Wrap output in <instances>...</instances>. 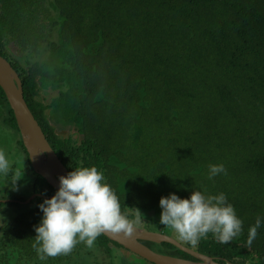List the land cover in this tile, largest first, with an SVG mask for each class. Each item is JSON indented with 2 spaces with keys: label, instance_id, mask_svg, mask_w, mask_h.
<instances>
[{
  "label": "trees",
  "instance_id": "obj_1",
  "mask_svg": "<svg viewBox=\"0 0 264 264\" xmlns=\"http://www.w3.org/2000/svg\"><path fill=\"white\" fill-rule=\"evenodd\" d=\"M0 56L67 173L95 167L129 219L152 221L171 193L223 194L241 232L177 241L221 264H264V0H0ZM0 125L24 157L15 184L34 194L0 199L19 209L0 227V264H153L102 234L41 260L39 205L57 191L30 168L1 88ZM210 165L224 171L209 179Z\"/></svg>",
  "mask_w": 264,
  "mask_h": 264
},
{
  "label": "clouds",
  "instance_id": "obj_2",
  "mask_svg": "<svg viewBox=\"0 0 264 264\" xmlns=\"http://www.w3.org/2000/svg\"><path fill=\"white\" fill-rule=\"evenodd\" d=\"M9 163L12 164L0 150V173L8 174ZM223 171V165H210L209 179ZM24 177L25 173L20 179ZM5 179L14 186H17L16 180H20L14 175ZM103 179L95 167L78 168L59 178L58 191L39 205L43 217L35 227L37 235L33 248L41 260L68 255L78 242H84L91 248L96 238L105 232L123 233L125 237L133 235L136 225L141 222V212L135 209L134 219L123 215L116 194L102 183ZM32 195L23 202L27 203L25 201ZM225 199L223 194L205 197L196 190L188 199L171 193L159 201L162 209L159 223L172 229L179 240L192 246L208 233L214 234L220 243L227 244L241 232L242 222ZM260 226L261 220L257 217L255 226L249 229L247 246H251Z\"/></svg>",
  "mask_w": 264,
  "mask_h": 264
},
{
  "label": "water",
  "instance_id": "obj_3",
  "mask_svg": "<svg viewBox=\"0 0 264 264\" xmlns=\"http://www.w3.org/2000/svg\"><path fill=\"white\" fill-rule=\"evenodd\" d=\"M0 88L13 112L16 127L22 145L27 153L31 169L40 175L52 189L58 191L60 187L59 178L61 176H67L68 173L45 140L40 127L28 110L23 100L21 84L16 72L2 56H0ZM33 196L34 195L30 196V198ZM102 235L108 240L120 245L125 249L126 253L137 255L153 264H221L214 258L187 248L174 238L160 232H153L135 227L131 237H125L123 233L116 235L111 232H105L102 233ZM141 241H150L154 243L167 242L190 255L194 260L158 253Z\"/></svg>",
  "mask_w": 264,
  "mask_h": 264
},
{
  "label": "rangeland",
  "instance_id": "obj_4",
  "mask_svg": "<svg viewBox=\"0 0 264 264\" xmlns=\"http://www.w3.org/2000/svg\"><path fill=\"white\" fill-rule=\"evenodd\" d=\"M20 56V54H18ZM15 137L14 133L9 131V129H5L0 125V150H3L6 158L9 162H13V164L9 163V172L7 175L4 173H0V199L4 201H9L7 198L15 197L17 199L27 198L30 193L28 188L25 186H14L12 183L8 182L5 178L8 175H14L16 178H21L24 176L21 172H23L24 167V157L22 156L20 150L13 149L11 147V140ZM18 173V175H17ZM8 183V184H5ZM19 209L14 205H6L0 206V227L9 221ZM152 217V221H147V219H141V222L136 225V227L146 229L148 231L153 232H161L165 235L175 238L178 241H181L177 238L175 232L167 226H164L159 223L161 213L154 214L152 211L148 213ZM145 220V221H144ZM183 242V241H181ZM124 254H128L125 251Z\"/></svg>",
  "mask_w": 264,
  "mask_h": 264
}]
</instances>
